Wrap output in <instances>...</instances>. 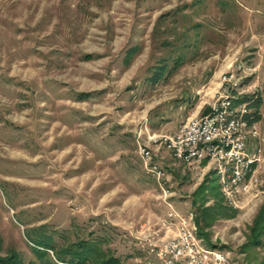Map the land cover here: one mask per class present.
<instances>
[{
  "label": "rangeland",
  "instance_id": "374dc122",
  "mask_svg": "<svg viewBox=\"0 0 264 264\" xmlns=\"http://www.w3.org/2000/svg\"><path fill=\"white\" fill-rule=\"evenodd\" d=\"M235 60L254 68L264 160V0H0V264L78 241L162 264L142 240L182 245L166 199L205 248L264 264V162L229 205L214 162L154 142L208 110ZM139 146L163 161L160 181Z\"/></svg>",
  "mask_w": 264,
  "mask_h": 264
},
{
  "label": "built area",
  "instance_id": "2783aa9c",
  "mask_svg": "<svg viewBox=\"0 0 264 264\" xmlns=\"http://www.w3.org/2000/svg\"><path fill=\"white\" fill-rule=\"evenodd\" d=\"M233 62L230 71L221 75L215 99L205 113L188 117L172 137L160 135L154 139L170 149L181 163L214 162L215 172L220 176L221 195L229 205L257 186L260 180L256 171L264 162L258 146L257 121L250 106L258 90L244 81L254 76V68L238 60ZM139 155L146 174L160 181L165 175L163 162L156 160L157 155L148 147L139 146ZM164 202L170 208L164 224L169 229H179L182 245L168 244L167 248L165 244L144 239L149 253L162 264H232L228 253L204 247L190 230L191 215L176 212L167 199Z\"/></svg>",
  "mask_w": 264,
  "mask_h": 264
},
{
  "label": "trees",
  "instance_id": "16d2710c",
  "mask_svg": "<svg viewBox=\"0 0 264 264\" xmlns=\"http://www.w3.org/2000/svg\"><path fill=\"white\" fill-rule=\"evenodd\" d=\"M127 58L125 60L128 63ZM253 103L254 102L251 104ZM256 104L259 108V100ZM257 117L258 116L254 118L253 116L256 121L259 120ZM259 233L260 232L258 231L253 233L255 234L254 244L259 243L257 240L259 239L257 236ZM49 249L54 253L55 259L49 258V255L44 256L37 247L36 250L31 248L32 252L37 256L39 264H121L118 258L113 256L109 251L103 250L100 243L95 241H78V243H74L71 246L64 248L49 245ZM7 258L9 259L3 261L1 264H23L20 256L18 254L16 255V253L13 255L10 254ZM55 260L57 262H55Z\"/></svg>",
  "mask_w": 264,
  "mask_h": 264
},
{
  "label": "crops",
  "instance_id": "0c3cea01",
  "mask_svg": "<svg viewBox=\"0 0 264 264\" xmlns=\"http://www.w3.org/2000/svg\"><path fill=\"white\" fill-rule=\"evenodd\" d=\"M201 107V106H200ZM196 108H197V106H196ZM163 162V161H162Z\"/></svg>",
  "mask_w": 264,
  "mask_h": 264
}]
</instances>
